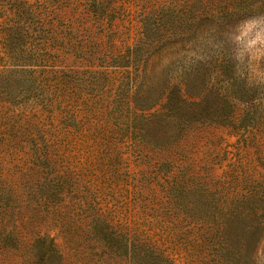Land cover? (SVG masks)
Masks as SVG:
<instances>
[{"label": "rangeland", "instance_id": "rangeland-1", "mask_svg": "<svg viewBox=\"0 0 264 264\" xmlns=\"http://www.w3.org/2000/svg\"><path fill=\"white\" fill-rule=\"evenodd\" d=\"M232 74L264 97V0H0V194L61 264H123L91 251L99 214L177 264H264V125L163 107Z\"/></svg>", "mask_w": 264, "mask_h": 264}, {"label": "trees", "instance_id": "trees-1", "mask_svg": "<svg viewBox=\"0 0 264 264\" xmlns=\"http://www.w3.org/2000/svg\"><path fill=\"white\" fill-rule=\"evenodd\" d=\"M230 62H233L230 58L223 59L222 67L227 73H235L234 62L233 65ZM231 76L233 81L226 93L217 99L206 97L199 102H188L179 88V95L174 98L167 97L163 107L171 113L172 121L187 127L197 121L236 130L261 127L264 125V97L256 94L253 97L251 88L254 87L249 82H239L234 74ZM187 105L199 106L201 112L194 118L183 117L181 111ZM163 115L164 113L160 114L161 119H164ZM28 204H24L22 199L14 198L10 190L3 189L0 194V253L4 257L3 261L16 256L20 264H61L65 254L56 238H51L41 230L26 228L24 210ZM36 216L40 214L36 213ZM94 222L89 231L91 239L94 240L91 251L99 260H120L123 264H177L166 249L148 236L144 235L145 240L138 235L132 236L129 229H119L111 225L108 219L100 214ZM27 235L31 236L27 238Z\"/></svg>", "mask_w": 264, "mask_h": 264}]
</instances>
